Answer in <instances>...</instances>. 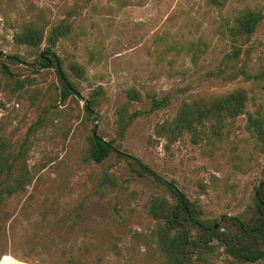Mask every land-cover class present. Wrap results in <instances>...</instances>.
Instances as JSON below:
<instances>
[{
    "label": "rangeland",
    "instance_id": "374dc122",
    "mask_svg": "<svg viewBox=\"0 0 264 264\" xmlns=\"http://www.w3.org/2000/svg\"><path fill=\"white\" fill-rule=\"evenodd\" d=\"M247 8L264 12V0H228L220 9L208 0H0V50L10 67V73L0 68V137L16 151L26 147L32 173L31 183L8 198L0 213V264H163L151 233L156 220L146 208L152 195L168 194L163 181L197 201L207 219L247 208L264 178V153L246 129V113L219 143L156 134L191 93L243 87L246 110H264V79L224 82L207 76L224 65L232 50L228 29ZM31 21L46 32L70 24L53 51L78 94L62 99L55 67L15 42L14 34ZM192 41L205 48L197 65L188 49ZM75 61L85 68L81 77L69 67ZM244 63L253 71L264 68V20L242 45L237 65ZM98 87L102 94L90 117L85 100ZM129 87L144 96L130 110L143 114L120 135L117 110L127 102ZM175 92L168 106L147 112L149 95ZM93 133L115 147L100 163L87 152ZM134 156L157 178L133 172ZM106 172L115 177V187L100 185ZM218 251V262L228 264L223 249ZM246 264H264V257Z\"/></svg>",
    "mask_w": 264,
    "mask_h": 264
},
{
    "label": "trees",
    "instance_id": "16d2710c",
    "mask_svg": "<svg viewBox=\"0 0 264 264\" xmlns=\"http://www.w3.org/2000/svg\"><path fill=\"white\" fill-rule=\"evenodd\" d=\"M227 1L208 0V3L220 9ZM263 20L262 10L250 8L235 18L228 29L232 50L224 55L223 66L207 73L209 78L220 77L224 82L233 81L240 76L247 81L264 79V68L253 71L245 63L237 65L243 43L250 40ZM70 31V24L60 23L46 32V27L31 21L21 25L14 34L16 43L38 52L41 64L55 67L62 85V99L79 93L76 83L53 51L58 41ZM44 42L47 44L42 49ZM189 44L191 60L197 65L205 48L194 41ZM3 58L4 55L0 53V68L4 73H10V67ZM7 58L23 62L19 55H8ZM69 67L77 76L85 74V68L77 61ZM94 90L85 100V111L90 117H95V108L102 94L101 87ZM125 90L127 102L117 110L120 135L126 132L133 120L143 114V111L137 109L130 110L131 102L143 100L141 91L136 87ZM176 92L163 97L149 95L151 103L147 112L168 106ZM248 98V92L243 87L222 93H191L182 97L176 114L171 119L157 125L156 134L169 141H176L179 137L189 134L194 144L201 141L219 143L230 135L232 121L246 113V129L264 153V110L247 111ZM88 137V156L95 162H102L115 150L112 141H107L96 133ZM26 152V147L16 151L7 139L0 137V213L5 201L25 190L32 181V173L25 159ZM130 166L139 177L157 178V173L138 157H132ZM163 183L168 194L152 195L146 205L148 214L156 220V226L151 233L161 251L163 264H227L218 262L220 248L229 258L228 264L255 263L264 257V178L256 186L252 201L244 211L236 215H223L216 220L205 218L201 205L180 190L173 181ZM101 184L115 187L117 181L111 173L106 172L100 178ZM1 230L0 222V234Z\"/></svg>",
    "mask_w": 264,
    "mask_h": 264
},
{
    "label": "water",
    "instance_id": "95a60500",
    "mask_svg": "<svg viewBox=\"0 0 264 264\" xmlns=\"http://www.w3.org/2000/svg\"><path fill=\"white\" fill-rule=\"evenodd\" d=\"M0 53H1V54H4V52H3V51H1V50H0Z\"/></svg>",
    "mask_w": 264,
    "mask_h": 264
}]
</instances>
